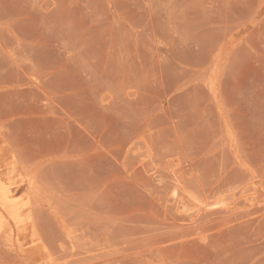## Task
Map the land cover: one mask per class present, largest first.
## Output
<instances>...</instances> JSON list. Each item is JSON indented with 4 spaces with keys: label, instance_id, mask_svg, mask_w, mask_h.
<instances>
[{
    "label": "rangeland",
    "instance_id": "obj_1",
    "mask_svg": "<svg viewBox=\"0 0 264 264\" xmlns=\"http://www.w3.org/2000/svg\"><path fill=\"white\" fill-rule=\"evenodd\" d=\"M0 163V264H264V0H0Z\"/></svg>",
    "mask_w": 264,
    "mask_h": 264
},
{
    "label": "bare ground",
    "instance_id": "obj_2",
    "mask_svg": "<svg viewBox=\"0 0 264 264\" xmlns=\"http://www.w3.org/2000/svg\"><path fill=\"white\" fill-rule=\"evenodd\" d=\"M1 167H2V163H0V169H1ZM0 173H1V170H0ZM2 177L3 176L0 174V230L2 231L5 226H7V225L9 226L10 220L16 221V222L15 221H13V222H15V224L17 223L16 228H15L16 229V235H17V240H16L17 243L15 244L14 242H11L14 244L9 245V247L11 246L10 247L11 249L18 251L17 248L19 247L22 250V247L25 244L21 240V234L25 233L28 230L29 224L25 222L24 218H21L20 216L15 215L16 213L22 211V209H21L22 206L20 205V201L18 199H16V197L18 198V196H13V194L15 193L13 188L10 186L8 181L4 180ZM24 205H25V202H24ZM3 211H6L8 215L2 213ZM6 230H7V227H6ZM10 236H13V235L11 234ZM12 240H13V238H12ZM14 241H15V239H14Z\"/></svg>",
    "mask_w": 264,
    "mask_h": 264
}]
</instances>
